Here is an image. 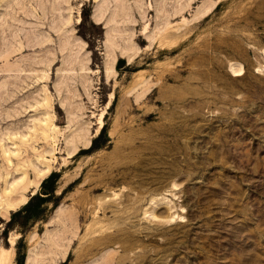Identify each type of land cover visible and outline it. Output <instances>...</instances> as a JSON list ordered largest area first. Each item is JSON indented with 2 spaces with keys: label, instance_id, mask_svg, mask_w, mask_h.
<instances>
[{
  "label": "rangeland",
  "instance_id": "obj_1",
  "mask_svg": "<svg viewBox=\"0 0 264 264\" xmlns=\"http://www.w3.org/2000/svg\"><path fill=\"white\" fill-rule=\"evenodd\" d=\"M25 1L0 142L8 188L50 173L9 213L0 181L8 264H264V0Z\"/></svg>",
  "mask_w": 264,
  "mask_h": 264
},
{
  "label": "bare ground",
  "instance_id": "obj_2",
  "mask_svg": "<svg viewBox=\"0 0 264 264\" xmlns=\"http://www.w3.org/2000/svg\"><path fill=\"white\" fill-rule=\"evenodd\" d=\"M6 1V3H7V1H9V0H2V2H5ZM29 4L31 3V2H41V0H26ZM25 1V2H26ZM43 1H45V0H43ZM2 2H0V4L2 3ZM25 2H23V3H25ZM11 3V2H10ZM16 3V2H15ZM42 3V2H41ZM54 3V2H53ZM61 3V2H60ZM20 4V3H19ZM27 4V3H26ZM37 4V3H36ZM35 4V5H36ZM39 4V3H38ZM21 5L22 4H20L19 5V7H21ZM34 5V4H33ZM70 5V4H69ZM39 6V5H38ZM14 7H16V5L14 6ZM18 7V6H17ZM18 7V8H19ZM23 7V6H22ZM53 7V6H52ZM17 8V10H19ZM32 8V7H31ZM21 9V8H20ZM23 9H25V7L24 8H22V12H23ZM26 10V9H25ZM35 10V9H34ZM20 11V12H21ZM18 12V11H17ZM25 12V11H24ZM58 12V11H57ZM52 14H54V13H52ZM30 15V14H29ZM27 16V15H26ZM37 23H39V22H37ZM48 23V22H47ZM51 23V22H50ZM59 24V23H58ZM39 25V24H38ZM31 26V25H30ZM33 26V25H32ZM37 26V25H36ZM42 26V25H41ZM34 27V26H33ZM32 27V28H33ZM38 27V26H37ZM40 27V26H39ZM38 27V28H39ZM31 28V27H30ZM36 28V27H35ZM44 28V27H43ZM65 28V27H64ZM50 29V28H49ZM63 29V28H62ZM40 30H41V28H40ZM52 30H53V28H52ZM29 31H31V30H29ZM47 31V30H46ZM66 31V30H65ZM33 32V31H32ZM37 32V31H36ZM49 33V32H48ZM54 33V32H53ZM58 33V32H57ZM56 33V34H57ZM29 34V33H28ZM46 34V33H45ZM55 34V35H56ZM61 34V33H60ZM25 35V34H24ZM30 35V34H29ZM33 35V34H32ZM58 35V34H57ZM56 35V36H57ZM71 35V34H70ZM48 36H49V34H48ZM47 36V37H48ZM63 35H61V36H59V37H62ZM66 36V35H65ZM67 36H69V35H67ZM28 37V36H27ZM27 37H25V39L27 38ZM32 37V36H31ZM44 37V36H43ZM41 38V37H40ZM58 38V37H57ZM41 39H43V38H41ZM46 39V38H45ZM51 39V38H50ZM34 40V39H33ZM40 40V39H39ZM48 40V39H47ZM46 40V41H47ZM71 40V39H70ZM28 41V40H27ZM51 41V40H50ZM26 42V41H25ZM30 42V41H29ZM37 42V41H36ZM40 42H41V40H40ZM52 42H53V40H52ZM51 42V43H52ZM65 42V41H64ZM47 43V42H46ZM67 43V42H66ZM70 43V42H69ZM69 43H67V44H69ZM24 44V43H23ZM35 44H37L38 45V43H34V44H31V46L33 45V46H37V45H35ZM41 44V43H40ZM43 44H44V41H43ZM48 44V43H47ZM50 44V43H49ZM66 44V45H67ZM22 45V44H21ZM27 44H25V46H26ZM32 46V47H33ZM43 46V45H42ZM65 46V45H64ZM21 47V46H20ZM31 47V48H32ZM39 47V46H38ZM50 47V46H49ZM53 47V46H52ZM73 47V46H72ZM30 48V47H29ZM69 49V48H68ZM21 50V49H20ZM43 50V49H42ZM67 50V49H66ZM47 51H49V50H47ZM70 51V50H69ZM52 52H54V50L52 49ZM49 55H51V54H49ZM54 55V54H53ZM52 55V56H53ZM52 58V57H51ZM55 59V58H54ZM49 61V60H48ZM54 62V61H53ZM52 63V62H51ZM40 64V63H39ZM48 64H50V62H48ZM1 104V103H0ZM37 111V110H36ZM2 115V114H1ZM0 115V116H1ZM3 117V116H2ZM8 117V116H7ZM16 117V116H15ZM2 122H8L7 121V119H5V118H3V119H1L0 120V124L1 125H4V123H2ZM21 137V136H20ZM47 139V138H46ZM8 140H10L8 137H5V139H4V141L3 142H0V149L2 150V157H3V166H1V172H0V181H2V183H3V185H4V190H3V194H2V197H1V199H2V209H3V212H5V213H9V212H11V211H13L14 209H16V208H18L19 206H22V205H25L26 203H27V198H26V196H25V193L24 192H27V190H29V189H37L38 188V186L40 185V183L48 176V174L50 173V168H47V170H45V171H41V172H39V171H36V170H34L33 171V174H34V180L33 181H31V182H28V175H29V171H28V169H27V167L25 166V165H23V167L22 168H24V169H18L16 172H20L21 173V175H22V177H21V179L17 182V184L15 185V187L13 188V189H10V188H8V180H7V178H8V175L10 174L9 173V170H8V166L11 164V162H10V156L8 155V149H7V145H6V143L8 142ZM11 140H12V138H11ZM20 140H21V138H20ZM22 141V140H21ZM23 142V141H22ZM25 142V141H24ZM20 151V150H19ZM76 153V152H75ZM12 155V154H11ZM1 159V158H0ZM18 167V166H17ZM15 195H18L19 197L18 198H14L15 197ZM17 197V196H16ZM2 249H0V264H8V257L7 256H5V254H3L6 250H4V251H1ZM6 253H8V252H6Z\"/></svg>",
  "mask_w": 264,
  "mask_h": 264
},
{
  "label": "trees",
  "instance_id": "obj_3",
  "mask_svg": "<svg viewBox=\"0 0 264 264\" xmlns=\"http://www.w3.org/2000/svg\"><path fill=\"white\" fill-rule=\"evenodd\" d=\"M54 177H55L54 174H52V175L49 177V179L54 178ZM45 182H46V180L43 182L42 186L44 185ZM30 203H31V200L26 204V207H28V206L30 205Z\"/></svg>",
  "mask_w": 264,
  "mask_h": 264
}]
</instances>
